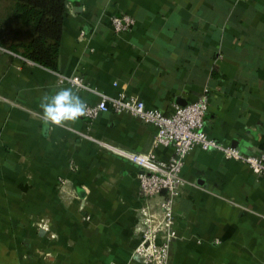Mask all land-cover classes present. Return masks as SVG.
Returning <instances> with one entry per match:
<instances>
[{
    "label": "crops",
    "instance_id": "0c3cea01",
    "mask_svg": "<svg viewBox=\"0 0 264 264\" xmlns=\"http://www.w3.org/2000/svg\"><path fill=\"white\" fill-rule=\"evenodd\" d=\"M14 7L0 0V264H139V168L98 141L162 159L173 147L111 109L42 135L40 98L60 74L85 80L88 103L135 95L164 113L207 86L206 133L264 154V0H66L54 69L21 54L33 27ZM180 174L172 264H264V176L198 146Z\"/></svg>",
    "mask_w": 264,
    "mask_h": 264
},
{
    "label": "built area",
    "instance_id": "2783aa9c",
    "mask_svg": "<svg viewBox=\"0 0 264 264\" xmlns=\"http://www.w3.org/2000/svg\"><path fill=\"white\" fill-rule=\"evenodd\" d=\"M131 22L132 18L128 14H116L111 18L115 32L128 29ZM59 76L60 80H74L80 88L88 87L79 74ZM208 94V87L205 86L194 101L175 103L171 113H164L156 107H147L144 101L135 95L113 96L99 93L100 99L97 102L88 103L86 118H93L100 111L108 109L125 112L156 126L153 146L173 147V154L167 159H162L152 150L142 152L98 141L112 153L129 160L139 168L138 191L146 199L138 209L135 223L138 242L132 256L139 264H172L170 246L177 237L175 204L180 188L185 184L180 171L184 157L193 147L219 150L225 157L245 161L252 172L264 176V154H244L236 147L224 144L206 133L204 124Z\"/></svg>",
    "mask_w": 264,
    "mask_h": 264
},
{
    "label": "trees",
    "instance_id": "16d2710c",
    "mask_svg": "<svg viewBox=\"0 0 264 264\" xmlns=\"http://www.w3.org/2000/svg\"><path fill=\"white\" fill-rule=\"evenodd\" d=\"M14 2L16 17L33 27L31 38L20 46L21 54L54 69L66 0H14Z\"/></svg>",
    "mask_w": 264,
    "mask_h": 264
},
{
    "label": "clouds",
    "instance_id": "9594fccd",
    "mask_svg": "<svg viewBox=\"0 0 264 264\" xmlns=\"http://www.w3.org/2000/svg\"><path fill=\"white\" fill-rule=\"evenodd\" d=\"M39 108L42 135L76 123L89 111L87 100L80 94L79 85L72 79L65 86L43 94Z\"/></svg>",
    "mask_w": 264,
    "mask_h": 264
},
{
    "label": "rangeland",
    "instance_id": "374dc122",
    "mask_svg": "<svg viewBox=\"0 0 264 264\" xmlns=\"http://www.w3.org/2000/svg\"><path fill=\"white\" fill-rule=\"evenodd\" d=\"M15 25H16V24L12 22V23L10 24L11 29H14ZM19 39H26V31H23V36H22V38H19V37H18V38H16L15 40H19ZM15 40H13L12 42H14Z\"/></svg>",
    "mask_w": 264,
    "mask_h": 264
},
{
    "label": "water",
    "instance_id": "95a60500",
    "mask_svg": "<svg viewBox=\"0 0 264 264\" xmlns=\"http://www.w3.org/2000/svg\"><path fill=\"white\" fill-rule=\"evenodd\" d=\"M163 191H165V189Z\"/></svg>",
    "mask_w": 264,
    "mask_h": 264
}]
</instances>
